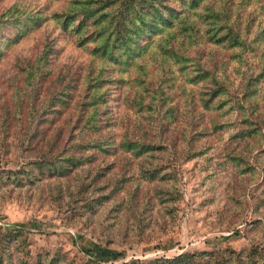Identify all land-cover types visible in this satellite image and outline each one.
I'll use <instances>...</instances> for the list:
<instances>
[{
  "label": "trees",
  "instance_id": "obj_1",
  "mask_svg": "<svg viewBox=\"0 0 264 264\" xmlns=\"http://www.w3.org/2000/svg\"><path fill=\"white\" fill-rule=\"evenodd\" d=\"M254 3L264 14V0H68L54 18L72 30L78 44L88 49L89 58L71 78L67 69L51 70L52 46L44 42L21 66L11 97L0 102V133L21 135L18 139L27 159L17 169L2 168L0 182L22 185L64 179L68 195L88 193L81 198L82 210L72 214L95 215L106 206L111 216L135 215L149 213L156 202L170 212L168 207L176 200L177 188L171 181L175 173L168 163L155 158L172 147L177 156L191 152L196 141L216 130L211 117L220 112L225 103L222 95L228 91L216 72L222 62L210 56L204 59L211 51L205 52L203 46L239 45L263 55L264 25L254 31L251 17H240L242 8ZM44 17L41 10L18 3L0 10V54L6 43L27 36ZM8 26L14 30L5 35L2 31ZM263 73L264 67L256 78ZM256 81L249 78L246 84ZM128 85L134 95H125L124 101L138 114L157 113L158 135L151 124L155 134L147 129L115 134L119 123L113 119L108 100L114 86ZM256 89L245 86L237 108L243 111ZM46 90L52 93L44 100ZM178 95L185 102L182 111L172 102ZM253 101L248 100V105ZM246 116L243 126L229 135L237 143L263 135ZM226 156L242 165L241 169L255 167L240 160L237 153L228 151ZM71 180L74 189H70ZM53 189V198L63 193L60 182ZM250 223L263 227L264 217ZM26 228L10 224L1 233L0 264H70L58 256L59 250L24 252ZM83 264L106 263L90 257ZM142 264H264V243L240 249L227 245L182 250L148 258Z\"/></svg>",
  "mask_w": 264,
  "mask_h": 264
},
{
  "label": "rangeland",
  "instance_id": "obj_2",
  "mask_svg": "<svg viewBox=\"0 0 264 264\" xmlns=\"http://www.w3.org/2000/svg\"><path fill=\"white\" fill-rule=\"evenodd\" d=\"M67 1L0 0L1 11L18 3L32 11L41 10L45 15L27 36L15 43H6L0 54V102L11 97L21 66L40 51L44 42L52 46L49 52L52 71L67 69L72 78L77 68L88 60V49L78 44L70 28L61 27L54 18L56 13L63 11ZM240 17H251L254 31L259 25H264V14L257 3L243 7ZM13 30L8 26L2 33L10 35ZM203 49L211 51L204 59L210 56L218 64L222 62L216 72L226 81L228 92L222 95L225 103L220 112L211 117L215 120L216 130L196 141L193 151L177 156L172 147L155 158L158 163H168L175 173L171 181L177 188L176 200L172 208L168 207L170 212L156 202L149 213L138 211L133 215L121 211L120 216H111L104 206L95 215L84 211L72 214L82 210L81 198L88 193L68 195L66 180L44 179L38 184L23 182L22 185L6 181L0 182V235L10 224L25 225L24 252L35 255L45 249L59 250L62 254L58 256L70 264H83L90 257L106 264H142L148 258L172 256L182 250L227 245L240 249L251 243H264V225L255 227L250 223L255 218L264 217V73L256 78L257 71L264 67V53L260 56L257 51L239 45L205 44ZM149 78L153 76L149 74ZM249 78L250 82L257 81L247 85ZM245 86L257 89L252 98L247 99L254 100L253 104L249 106L247 101L246 105L242 102L244 110L241 111L236 102ZM51 93L46 90L44 100ZM125 95L133 97L131 85L114 86L108 100L113 119L119 123L115 134L120 135L124 130L134 133L146 129L155 134L154 127L158 135L157 113L152 116L147 111L145 115L136 113L124 101ZM172 102L178 110H184L185 102L179 95ZM244 115L258 126L263 135L237 143L229 135L243 126ZM3 138L5 143H2ZM18 138L21 135L3 136L0 133V170L17 169L27 159ZM228 151L239 154L240 160L251 163L254 169H241L242 165L226 156ZM80 176H83L81 172ZM57 182L62 185L63 193L53 195V198ZM74 186L71 180L70 189Z\"/></svg>",
  "mask_w": 264,
  "mask_h": 264
}]
</instances>
